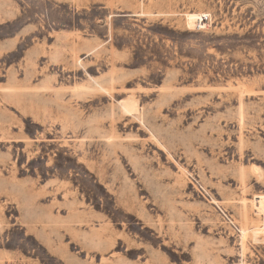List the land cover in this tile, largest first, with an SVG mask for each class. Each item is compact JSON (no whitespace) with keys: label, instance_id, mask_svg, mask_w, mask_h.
Here are the masks:
<instances>
[{"label":"rangeland","instance_id":"374dc122","mask_svg":"<svg viewBox=\"0 0 264 264\" xmlns=\"http://www.w3.org/2000/svg\"><path fill=\"white\" fill-rule=\"evenodd\" d=\"M0 264H264V0H0Z\"/></svg>","mask_w":264,"mask_h":264},{"label":"built area","instance_id":"2783aa9c","mask_svg":"<svg viewBox=\"0 0 264 264\" xmlns=\"http://www.w3.org/2000/svg\"><path fill=\"white\" fill-rule=\"evenodd\" d=\"M189 184L194 188V190L202 195L203 193H205L204 188L197 182L195 181V179H191L189 181ZM220 215L222 216V218L224 219L225 223L228 225V227L230 228V230L235 234V235H241L242 231L240 230V228L237 226V224L232 220L231 217H229L223 210H221L220 208H218Z\"/></svg>","mask_w":264,"mask_h":264},{"label":"bare ground","instance_id":"6f19581e","mask_svg":"<svg viewBox=\"0 0 264 264\" xmlns=\"http://www.w3.org/2000/svg\"><path fill=\"white\" fill-rule=\"evenodd\" d=\"M124 108L127 110V111H134L136 109V106L133 104V103H126L124 105Z\"/></svg>","mask_w":264,"mask_h":264}]
</instances>
